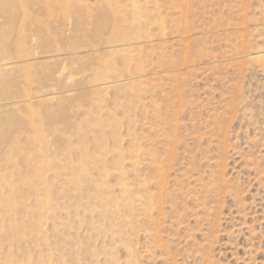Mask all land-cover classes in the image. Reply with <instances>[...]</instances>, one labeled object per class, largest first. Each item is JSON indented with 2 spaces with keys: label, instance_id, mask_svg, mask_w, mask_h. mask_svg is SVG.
Returning a JSON list of instances; mask_svg holds the SVG:
<instances>
[{
  "label": "rangeland",
  "instance_id": "rangeland-1",
  "mask_svg": "<svg viewBox=\"0 0 264 264\" xmlns=\"http://www.w3.org/2000/svg\"><path fill=\"white\" fill-rule=\"evenodd\" d=\"M0 264H264V0H0Z\"/></svg>",
  "mask_w": 264,
  "mask_h": 264
},
{
  "label": "bare ground",
  "instance_id": "bare-ground-1",
  "mask_svg": "<svg viewBox=\"0 0 264 264\" xmlns=\"http://www.w3.org/2000/svg\"><path fill=\"white\" fill-rule=\"evenodd\" d=\"M111 49L113 50L114 53H117V54H127V55H129V53L131 52V49H130L129 47L126 48V47H123V46H120V45H112V46H111ZM261 59H262V58H261ZM139 79H140V78H139ZM114 83H115V82H114ZM105 84H106V83H105ZM111 84H112V83H111ZM111 84H110V85H111ZM118 84H119V83H118ZM106 85H107V84H106ZM112 86H113V85H112ZM100 87H101V86H100ZM100 87H99V89H100ZM103 87H104V86H103ZM109 87H110V86H109ZM109 87H104V88H102V89H107V88H109ZM100 92H101V91H100ZM49 99H50V98H49ZM138 152H139V151H138ZM137 154H138V153H136V155H137ZM137 156L139 157V155H137ZM136 163H137V162H136ZM136 163H135V164H136ZM137 166H138V164H137ZM142 181H144V180H142ZM139 182H140V181H139ZM151 182H152V181H151ZM151 182H150V183H151ZM144 183H145V182H144ZM144 183H143V184H144ZM125 184H126V183H125ZM125 184H124V186H125ZM139 184H140V183H139ZM146 184H147V183H146ZM144 185H145V184H144ZM144 187H145V186H144ZM141 188H142V187H141ZM148 190H149V189H148ZM148 190H147V191H148ZM142 192L144 193V195H146L144 191H142ZM142 192H140V193L142 194ZM138 193H139V192H138ZM147 193H148V192H147ZM153 194H154V193H153ZM136 195H138V194H136ZM136 195H135V196H136ZM154 195H156V194H154ZM139 196H140V195H139ZM141 196H142V198H143V195H141ZM148 196H149V195H148ZM151 196H153V195H151ZM156 196H157V195H156ZM146 197H147V196H146ZM142 198H141V199H142ZM155 198H156V200H157V197H155ZM155 198H154V199H155ZM138 199H139V198H138ZM138 199H136V200L138 201ZM144 199H145V196H144ZM148 199H149V198L147 197L145 200L147 201ZM128 200H129V199H128ZM133 200H134V199H133ZM152 200H153V198H152ZM152 200H151V201H152ZM142 201H143V200H142ZM142 201H141V203H139V205L142 204ZM149 201H150V200H149ZM151 201H150V202H151ZM132 202H133V201H132ZM129 203H130V202H129ZM147 203H148V202H147ZM145 204H146V203H145ZM145 204H143V205H145ZM149 204H151V203H149ZM149 204H148V205H149ZM130 205H131V204H130ZM135 206H136V205H135ZM150 206H151V208H152V207H155V206H153V205H150ZM150 206H149V207H150ZM142 207H144V206H142ZM142 207H141V208H142ZM149 207L146 206L147 210H148ZM136 208H137V207H136ZM139 208H140V207H139ZM143 209H144V208H143ZM149 209H150V208H149ZM152 209H153V208H152ZM155 209H156V208H155ZM150 211H153V210H150ZM140 212H141V211H140ZM147 212H148V211H147ZM151 213H152V212H151ZM151 213H149V215H150ZM142 214H143V213H142ZM146 217H147V215H146ZM148 217H151V215L148 216ZM152 218H153V216H152Z\"/></svg>",
  "mask_w": 264,
  "mask_h": 264
}]
</instances>
